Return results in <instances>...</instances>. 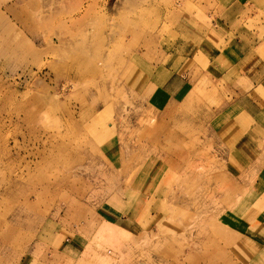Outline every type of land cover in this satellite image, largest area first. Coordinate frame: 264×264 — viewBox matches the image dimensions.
<instances>
[{
	"label": "rangeland",
	"instance_id": "1",
	"mask_svg": "<svg viewBox=\"0 0 264 264\" xmlns=\"http://www.w3.org/2000/svg\"><path fill=\"white\" fill-rule=\"evenodd\" d=\"M217 11L0 0V264H264L219 225L245 211L207 129L234 82L201 76L156 112L128 77L215 38Z\"/></svg>",
	"mask_w": 264,
	"mask_h": 264
},
{
	"label": "crops",
	"instance_id": "2",
	"mask_svg": "<svg viewBox=\"0 0 264 264\" xmlns=\"http://www.w3.org/2000/svg\"><path fill=\"white\" fill-rule=\"evenodd\" d=\"M215 5V38L201 34L198 43L174 44L164 60L128 77L131 84L141 76L138 90L150 88L146 103L156 112L185 100L201 76L234 82V98L207 129L225 176L244 193L241 209L245 211L223 216L219 225L239 236L246 249L262 251L264 245L257 242L264 239V0H215ZM76 242L73 246L81 249ZM254 256L248 254L247 264Z\"/></svg>",
	"mask_w": 264,
	"mask_h": 264
}]
</instances>
